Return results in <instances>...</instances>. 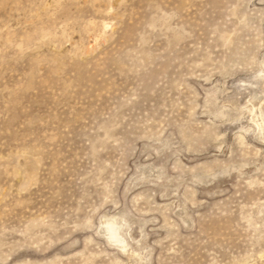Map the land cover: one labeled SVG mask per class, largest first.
I'll list each match as a JSON object with an SVG mask.
<instances>
[{
	"label": "rangeland",
	"instance_id": "1",
	"mask_svg": "<svg viewBox=\"0 0 264 264\" xmlns=\"http://www.w3.org/2000/svg\"><path fill=\"white\" fill-rule=\"evenodd\" d=\"M0 264H264V0H0Z\"/></svg>",
	"mask_w": 264,
	"mask_h": 264
}]
</instances>
